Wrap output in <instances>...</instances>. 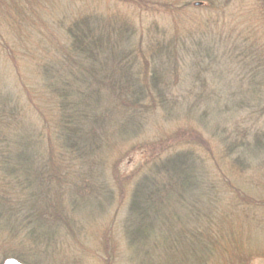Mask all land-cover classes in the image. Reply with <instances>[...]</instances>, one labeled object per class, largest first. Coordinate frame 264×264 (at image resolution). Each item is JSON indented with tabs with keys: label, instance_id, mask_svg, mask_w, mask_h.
Wrapping results in <instances>:
<instances>
[{
	"label": "trees",
	"instance_id": "16d2710c",
	"mask_svg": "<svg viewBox=\"0 0 264 264\" xmlns=\"http://www.w3.org/2000/svg\"><path fill=\"white\" fill-rule=\"evenodd\" d=\"M54 1L0 0V261L264 256V0Z\"/></svg>",
	"mask_w": 264,
	"mask_h": 264
},
{
	"label": "rangeland",
	"instance_id": "374dc122",
	"mask_svg": "<svg viewBox=\"0 0 264 264\" xmlns=\"http://www.w3.org/2000/svg\"><path fill=\"white\" fill-rule=\"evenodd\" d=\"M53 3L54 4L56 3V6L55 7H57L58 9H60V10H66V11H69V12H74V10L79 9L80 7H82L81 6L82 2L80 0H55ZM1 27L5 31L6 24H4ZM34 55L36 56V54H34ZM18 58H20V56ZM8 61H10V60L9 59L7 60V55H5V54L0 55V64L5 63V62H8ZM21 72H22V70H21ZM131 166L132 165L130 164V165L125 166V167L127 169H130ZM259 178H261V176H259ZM112 211H113V209L108 214H114ZM115 216L116 215L112 216L113 223H115V220H116V217ZM105 219H106L105 222L104 221H101L100 224L98 223V231L97 232H99V233L97 234V232H96V234H94L92 236V240L87 245V249L89 248L91 251H93V250H95L97 248L98 249L100 248V246H98V244H97L98 243V239L100 241H102V236L105 235V234H103V232L106 229L107 225L110 224V221L109 220L111 219V217L110 218L106 217ZM117 220H118V218H117ZM263 227L264 226H260V228H259V226H258V229H259V232L257 231L258 236H257V233H256L255 237L253 238V242L256 239L257 245H259L261 247L260 249L264 251V245L261 246V242L264 241V228ZM93 228H94V226L92 225L90 227V229H89V231H90L91 234H92V229ZM102 230H103V232L100 233V231H102ZM255 232L256 231H253V233H255ZM107 239H108V237L105 238L103 242H106ZM114 240H115V243H116V246H117V249H118L117 242L120 241V235L118 233H116V232H115ZM119 249H120V247H119ZM128 259L129 258H126L123 261V260H121L119 258H118V260H117V258H115L113 261L110 262V264H132V263H129L128 262ZM3 260L0 261V264L2 263ZM82 261L84 262L83 264H94V263L95 264H102V263L97 262L95 257H90V256L89 257H84ZM250 264H264V256L257 257L255 259H253V261H251Z\"/></svg>",
	"mask_w": 264,
	"mask_h": 264
},
{
	"label": "water",
	"instance_id": "95a60500",
	"mask_svg": "<svg viewBox=\"0 0 264 264\" xmlns=\"http://www.w3.org/2000/svg\"><path fill=\"white\" fill-rule=\"evenodd\" d=\"M1 264H23L15 258H6L2 261Z\"/></svg>",
	"mask_w": 264,
	"mask_h": 264
}]
</instances>
